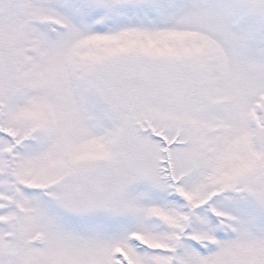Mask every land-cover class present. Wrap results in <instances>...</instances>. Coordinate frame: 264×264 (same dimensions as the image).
Instances as JSON below:
<instances>
[{
    "label": "snow or ice",
    "instance_id": "6c2138e0",
    "mask_svg": "<svg viewBox=\"0 0 264 264\" xmlns=\"http://www.w3.org/2000/svg\"><path fill=\"white\" fill-rule=\"evenodd\" d=\"M0 264H264V0H0Z\"/></svg>",
    "mask_w": 264,
    "mask_h": 264
}]
</instances>
